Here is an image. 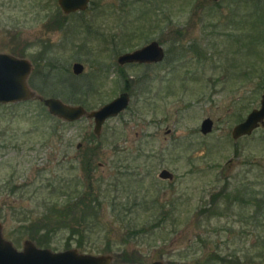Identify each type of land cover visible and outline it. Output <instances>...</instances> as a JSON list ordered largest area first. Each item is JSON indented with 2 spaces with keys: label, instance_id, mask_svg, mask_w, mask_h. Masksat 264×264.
Returning a JSON list of instances; mask_svg holds the SVG:
<instances>
[{
  "label": "rangeland",
  "instance_id": "obj_1",
  "mask_svg": "<svg viewBox=\"0 0 264 264\" xmlns=\"http://www.w3.org/2000/svg\"><path fill=\"white\" fill-rule=\"evenodd\" d=\"M79 12L67 16L59 0H0V53L31 62V90L88 111L131 96L100 137L93 120L65 122L35 100L1 105L4 238L23 250L22 219L42 214L56 174L88 182L80 160L96 148L98 227L83 247L60 231L47 249L112 264L264 263V129L233 138L263 99L264 0H90ZM153 41L163 62L118 63ZM206 119L213 130L203 135ZM164 169L172 181L159 178Z\"/></svg>",
  "mask_w": 264,
  "mask_h": 264
},
{
  "label": "water",
  "instance_id": "obj_2",
  "mask_svg": "<svg viewBox=\"0 0 264 264\" xmlns=\"http://www.w3.org/2000/svg\"><path fill=\"white\" fill-rule=\"evenodd\" d=\"M90 0H59L62 10L69 14L85 10ZM218 2L220 0H213ZM165 59V51L156 41L132 53H126L118 58L120 65L124 64H157ZM33 66L27 59L0 53V105L17 104L28 101L44 103L49 114L68 123L83 118L94 121V134L101 136L106 121L118 117L125 112L131 102L129 93H121L112 102L98 110L87 111L83 106L69 105L58 98H44L31 90L28 84ZM84 67L80 63L73 65L75 75L83 73ZM264 128V96L261 107L254 109L247 118L233 129V138L238 140L250 136L258 128ZM213 130V121L206 119L202 122L201 133L207 135ZM80 147V146H79ZM78 147V148H79ZM159 178L172 181L174 174L167 169L160 172ZM114 258L110 255H91L80 253L77 249L54 252L50 249L39 248L31 241L24 242L23 250L15 248L13 243L3 236V226L0 222V264H112ZM160 264V263H158ZM264 264V263H254Z\"/></svg>",
  "mask_w": 264,
  "mask_h": 264
},
{
  "label": "trees",
  "instance_id": "obj_3",
  "mask_svg": "<svg viewBox=\"0 0 264 264\" xmlns=\"http://www.w3.org/2000/svg\"><path fill=\"white\" fill-rule=\"evenodd\" d=\"M39 103L43 104L42 102ZM0 107L3 106L0 105ZM95 149H86L80 160L81 169L87 174L88 178L86 185H80L77 182L74 183V181L71 184L66 178L56 174L57 180H51V185L46 188L49 190L47 196H50L47 199L48 202L43 201L40 203V207L43 210L42 214L34 215L31 212V215H28L29 219H22L21 223L23 225L20 226V231H24L38 247L50 248V239L56 233L64 231L68 233L69 240L77 237L78 247L80 248L83 247L87 235H91L98 227L96 222L99 220V212L103 208L104 199L102 198L101 185L95 187L91 178L94 166L92 162L98 151ZM56 182L58 187L55 186ZM27 187L28 185L23 186L15 193L24 194ZM42 189L44 188H39L34 192V195L38 197L37 199L42 196ZM57 190H60L64 196L60 200H53L51 196L54 194L57 196ZM216 258L220 263L226 262L220 256H216Z\"/></svg>",
  "mask_w": 264,
  "mask_h": 264
},
{
  "label": "flooded vegetation",
  "instance_id": "obj_4",
  "mask_svg": "<svg viewBox=\"0 0 264 264\" xmlns=\"http://www.w3.org/2000/svg\"><path fill=\"white\" fill-rule=\"evenodd\" d=\"M59 7H60V9L62 10V8H61L60 5H59ZM62 11H63V10H62ZM63 12H64V11H63ZM64 13H65V12H64ZM80 13H82V12L77 11V12L69 13L67 16H71V15H75V14H80ZM162 48H163V47H162ZM165 55H166V53H165ZM120 56H121V55H120ZM120 56H119V57H120ZM119 57H118V58H119ZM143 65H148V64H143ZM150 65H151V64H150ZM152 65H153V64H152ZM263 96H264V87H263ZM263 96H262V98H263ZM260 107H261V105H260ZM252 111H253V110H252ZM252 111H251V112H252ZM251 112H250V113H251ZM250 113H249V114H250ZM249 114H248V115H249ZM248 115H247V116H248ZM246 118H247V117H246ZM246 118H245V119H246ZM245 119H244V120H245ZM244 120H243V121H244ZM243 121H242V122H243ZM240 123H241V122H240Z\"/></svg>",
  "mask_w": 264,
  "mask_h": 264
}]
</instances>
